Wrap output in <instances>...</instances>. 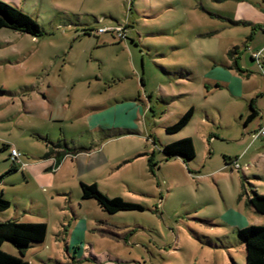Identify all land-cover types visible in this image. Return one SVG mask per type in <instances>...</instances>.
<instances>
[{
	"label": "rangeland",
	"instance_id": "374dc122",
	"mask_svg": "<svg viewBox=\"0 0 264 264\" xmlns=\"http://www.w3.org/2000/svg\"><path fill=\"white\" fill-rule=\"evenodd\" d=\"M2 1L43 30L41 37L0 30V196L11 203L0 223L48 226L24 259L246 264L237 229L264 227V215L247 204L253 191L264 196V140L241 122L249 103L264 113V0ZM228 74L232 90L215 82ZM46 106L64 122L39 117ZM191 108L189 125L167 134ZM46 139L91 148L79 155L98 167L82 176L68 160L55 176L42 168ZM182 139L193 141L190 165L162 152ZM3 145L23 155L17 172ZM80 180L143 210L105 213L81 199ZM3 251L21 257L10 243Z\"/></svg>",
	"mask_w": 264,
	"mask_h": 264
},
{
	"label": "trees",
	"instance_id": "16d2710c",
	"mask_svg": "<svg viewBox=\"0 0 264 264\" xmlns=\"http://www.w3.org/2000/svg\"><path fill=\"white\" fill-rule=\"evenodd\" d=\"M2 29H10L33 37H41L43 35V30L34 19L17 7L0 0V30ZM252 60L255 61L256 59L252 56ZM251 109L255 111L254 102L251 103ZM255 115L256 112L250 117V120ZM193 116L194 109L191 108L175 124L166 127V133L174 135L181 132L188 126ZM3 147L4 149L12 148L7 145H3ZM47 147H49V150L42 159H54L55 167L66 157H74L88 151V148L69 147L64 141L58 143L48 142ZM162 152L165 159L170 160L178 157L186 165L192 163L196 158L191 139H182L166 145L162 148ZM17 171L16 163L13 162L10 172ZM80 188L82 200L96 201L101 210L110 215L122 211L143 210L141 205L128 202L120 197L108 198L99 191L95 184L81 183ZM247 204L256 213L264 215V196H260L256 191H253V195L248 198ZM10 207V201L0 196V212H5ZM47 232L48 226L46 223H20L15 220L0 223V264H30L24 259L25 255L34 244L45 241ZM238 232L245 247L246 264H264V227L247 226L243 229H238ZM5 243L12 244L21 257L13 256L3 251Z\"/></svg>",
	"mask_w": 264,
	"mask_h": 264
},
{
	"label": "crops",
	"instance_id": "0c3cea01",
	"mask_svg": "<svg viewBox=\"0 0 264 264\" xmlns=\"http://www.w3.org/2000/svg\"><path fill=\"white\" fill-rule=\"evenodd\" d=\"M252 56L253 55H251V61L253 62V60H252ZM229 70H232L231 68H230V66H228L227 67ZM229 76H230V79H221V81H218V80H216L215 82H217V83H220L219 85H217V86H220V88L221 87H223V88H226V89H229V90H232V87H231V81H232V78L235 80V78L234 77H232L231 76V74H228ZM232 77V78H231ZM239 83H240V81H239ZM259 96H260V99H262V97L264 96V89H263V91H261L260 93H259ZM44 105V104H43ZM46 108H47V110H46V112H45V114L44 115H39V117H43V118H46V119H43V120H48V121H55V122H64V117H60V116H57V117H54V114H53V107H50V106H46ZM255 108V107H254ZM255 111H253L252 109H251V103H249V111H248V113L246 114V115H242V119H241V122H244L245 121V124H244V129H245V132L249 129V128H251L253 125H256L257 126V131H256V133H255V138L257 137V134H258V132H259V130L261 129V128H263L264 127V113H263V109H261V107H260V105H259V102L257 103V108H255L254 109ZM49 111V112H48ZM51 111V112H50ZM254 112H256V115H255V117L253 118V119H251L250 120V117L254 114ZM89 125H91V124H89ZM189 125V124H188ZM94 128H97L96 126L94 127ZM99 128L100 129H103V126L101 125V126H99ZM186 128V127H185ZM128 134H130V133H128ZM127 134V135H128ZM178 134V133H177ZM109 139H111V138H108V139H105L104 141H106V140H109ZM47 140V139H46ZM257 140H261L260 138H257ZM62 141H64L65 142V140H60V141H58V142H62ZM176 140H173V141H171V142H175ZM48 142H52V141H50V140H47V144H48ZM57 142V143H58ZM177 142V141H176ZM47 147V146H46ZM88 148V151H85V152H91V148H89V147H87ZM48 150H49V147H48ZM249 151V150H248ZM248 151H246V153L244 154H242L243 156H241V158L239 157V159H241V160H243L245 157H246V155H247V153H248ZM48 152V151H47ZM83 153V152H82ZM81 154V153H80ZM146 154H140V155H138L137 156V159H139L140 157H143V156H145ZM240 156V155H239ZM10 158V157H9ZM22 158H23V155H22V157H21V159L18 161V162H16V164L17 163H19L20 165H23L24 164V162H22ZM101 159H104V158H101ZM34 160H37V159H34ZM42 160H44V159H42ZM68 160H70V162H71V164H72V166L73 167H75V163H77V166L79 167L78 168V173H79V175H82V176H84L86 173H87V171L88 172H91V171H94V170H96V168L98 167V164H96L95 163V161L93 160V158L91 159V161L90 162H88V163H86V161H83L82 160V156L81 155H77V156H74V157H66V158H64L61 162H60V164H58L56 167H55V160L54 159H46L45 161H43L44 163H42V168H47V171H49V170H53L54 171V175L55 176H57V175H59L60 173H63V171H65V164H66V162L68 161ZM230 160V158H228L226 161V164H225V166H222V171L223 172H226V170H228V168H227V166L230 164V162H228ZM12 162V161H11ZM153 162V160L150 162V164ZM193 163V162H192ZM12 164H13V162H12ZM191 164V163H190ZM190 164H188V165H190ZM26 165V164H25ZM152 167V168H151ZM16 169H17V165H16ZM148 169H149V171H151V169H153V166L152 165H149L148 166ZM22 171V170H21ZM23 173V172H22ZM117 175H118V173H117ZM116 178V172H110V173H108L107 175H105L104 176V178H103V182H107V181H110V180H112V179H115ZM81 183H85V184H90V185H92V184H95L96 186H98V182L97 181H92V182H86V181H83V180H80V184ZM124 188H128L130 191L132 190V188L128 185V184H126V186L124 185L123 186ZM53 190H56V187H54V189ZM106 190V189H105ZM57 191V190H56ZM80 192H81V188H80ZM107 193L109 194V195H111V193H109L108 191H107ZM80 195H81V193H80ZM59 196H62V195H58V197ZM63 196H66L65 195V193H63ZM114 196V195H113ZM117 197H119L117 194L114 196V198H117ZM121 198V197H120ZM6 220H8V219H6ZM243 226H245V225H243ZM238 227V229H243V228H245V227H247V226H245V227ZM237 229V230H238Z\"/></svg>",
	"mask_w": 264,
	"mask_h": 264
},
{
	"label": "built area",
	"instance_id": "2783aa9c",
	"mask_svg": "<svg viewBox=\"0 0 264 264\" xmlns=\"http://www.w3.org/2000/svg\"><path fill=\"white\" fill-rule=\"evenodd\" d=\"M105 31H106V29L105 30L104 29H99L97 31V33L98 34H102V33H105ZM118 31H121V29L119 28ZM119 37H120V40L121 41L126 39V36L125 35L123 36L122 33H119ZM261 55H262V53L261 54H258L257 53V54H254L253 57L256 60L259 61L260 58H261ZM263 56H264V53H263ZM258 134L264 140V127L259 130V133ZM21 157H22V154L16 148L12 147L10 149V160L12 162H14V163L18 162L21 159Z\"/></svg>",
	"mask_w": 264,
	"mask_h": 264
}]
</instances>
